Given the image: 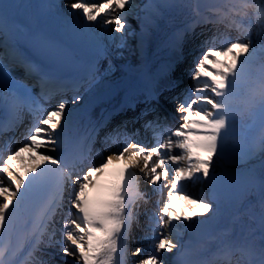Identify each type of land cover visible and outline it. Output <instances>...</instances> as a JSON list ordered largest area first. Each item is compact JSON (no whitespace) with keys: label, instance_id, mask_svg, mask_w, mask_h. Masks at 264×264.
Wrapping results in <instances>:
<instances>
[{"label":"snow or ice","instance_id":"obj_1","mask_svg":"<svg viewBox=\"0 0 264 264\" xmlns=\"http://www.w3.org/2000/svg\"><path fill=\"white\" fill-rule=\"evenodd\" d=\"M11 7L0 2V37L5 46L0 54V106L13 112L26 107L36 115L37 123L27 132L22 145L0 150V240L11 231L21 205L30 198H38L40 209L31 221L29 232L33 240L30 264H56V249L63 256L72 257V264L77 261L79 264H168L166 254L180 244L177 227L197 215L208 213L213 207L212 203L183 192L180 186L200 178L207 180L211 176L214 157L224 153L221 141L234 130L237 97L246 84L249 54L254 55L250 38L253 24L257 26V35L264 37V0H223L221 6L209 9L213 14L211 17L196 21L224 24L225 28L236 29L248 38L229 39L217 31L200 42L201 53L189 69V85L171 97L176 111L181 114L180 122L174 129H168L162 142L158 139L150 147L131 142L109 155L101 154L99 162L90 165H84L83 159L76 155H57L61 151L58 145L64 135L63 126L68 123L65 119L67 102H59L47 111L39 106L33 108L35 101L28 88L10 74L11 62L24 75L35 76L43 88L55 83L50 68L39 60L23 57L18 51L24 42L38 56L48 55L51 44L46 33L41 28L26 31L21 25L10 26L8 10ZM64 7L68 13L66 27L91 31L98 23L109 30L114 40L120 41L118 47L124 46L127 36L134 35L128 23L138 8L134 0H68ZM167 7L173 5L147 6L156 17L161 15V8ZM193 11L199 15L198 6H193ZM144 19L145 28L154 23L150 16L146 15ZM192 31L193 25H186L175 34V43L181 44L185 35ZM220 56H230L231 59L221 60ZM94 79V75L91 76L89 83ZM244 95L245 110L259 112L260 146L264 148V66L258 72L256 87L247 89ZM80 99L76 95L73 102ZM9 127L0 125V131ZM163 127L159 116L145 123V128ZM25 151H35L39 158L32 157L34 164L20 172L13 161ZM201 152H206L207 157L200 155ZM121 159L127 165L121 173L105 177L108 162ZM170 165L174 169L172 172L169 171ZM137 168L149 185L157 186L163 180L170 185L163 206L156 215H148L144 238L154 242V254L144 259H136L143 254L141 247L130 254L128 247L133 224L139 225L137 201L147 203L132 186ZM257 184L259 210L254 212L252 207L245 210L248 223H241L240 227L241 232L246 230V237L240 239L241 234L237 233L236 239L220 242L222 258L219 264H264V174ZM177 195L192 199L202 212L171 215V200ZM58 216L62 217L60 221ZM49 249L53 251L49 252ZM35 251H43L49 258L35 257L32 254ZM0 264L11 262L0 258Z\"/></svg>","mask_w":264,"mask_h":264},{"label":"bare ground","instance_id":"obj_2","mask_svg":"<svg viewBox=\"0 0 264 264\" xmlns=\"http://www.w3.org/2000/svg\"><path fill=\"white\" fill-rule=\"evenodd\" d=\"M52 2V1H51ZM50 0H16L13 4L12 7L8 10V21L9 25H21L24 27L25 25H30L32 29H37L41 28L44 30L46 33L48 40L49 41H54L56 44L63 45L65 41H68L72 46L78 47L79 44H88L92 47V53L89 57V59L94 63L93 66L97 67L99 66L102 70V66L107 64V69L105 73L106 79V84L103 85L102 81L98 86L93 87L85 96L84 98L79 102L80 107L78 111L76 112V119L71 124L72 128V133L70 135L69 139H73V141L70 143V148L73 149L75 152L80 151V150H85V153H89L90 147L92 145V141L88 135L87 137L85 136L88 132V129L90 126H92V130L95 129V126L101 121V117L103 116L102 114L104 113V109L109 108L110 106V100L116 98H119L117 96L121 95L118 94L120 91H117L114 93L112 91L113 87L116 85H121L124 84L127 81V78L130 76V73L132 72L135 61L128 62V59L126 58V52L121 50L123 49L122 47H117L113 48V55H108L105 53V50L107 47L112 46V42L116 41L112 39V34H110L109 30L107 28H99L98 25H94L92 27V30L86 33V38L84 40H80V37L83 33L82 30L76 29V28H69L66 27L65 21L67 18V10L65 16H62L60 14V11L58 8L53 6L51 4ZM68 2V0H61L60 5H65ZM88 2H99V0H88ZM134 2L139 4V7L143 6V11H138L136 12L133 16L129 17L128 22H132L133 20H138V19H144V17H141V12L146 13L148 11L147 16H150L153 21L155 22L157 19L161 18V22L159 25L162 24L164 21V18H162L164 15L167 16H172L175 19L178 20V22H184L187 21L190 18H194L196 15L195 12L193 11V4L194 0H183L179 4H174L172 3L173 1L168 0L167 4L173 5V7H167V8H161L160 12L161 15L159 17H156L152 14V11L150 8H147L149 4H165L164 0H134ZM65 8V7H63ZM66 9V8H65ZM209 11V10H208ZM251 12V10H249ZM57 13V14H56ZM138 13V14H137ZM56 14L55 17L52 15ZM22 15V17H20ZM184 18V19H183ZM153 25V24H152ZM199 23H196V28L199 26ZM224 25V24H223ZM209 25L205 26L202 25L198 29H200L199 32H196L192 37L189 38V42L186 44L188 48V52L186 53V50L183 52V55L180 60L183 61L181 62L182 66L179 69V72L181 71H186L182 70V68L187 65L190 67L193 64V61L196 57L195 52H200L201 53V48L199 47V44L201 41L207 39L208 37L212 36V34H215V32L211 33V27H208ZM222 26V24H215L213 26L219 33L222 30V28H218ZM97 33H96V32ZM132 31V30H130ZM151 29H148V36L149 40L152 41L154 40V34L150 33ZM95 35H99V39H95ZM110 36V40L109 36ZM224 35L227 36L229 39H235L238 37L235 34L234 29H225ZM247 35L243 34L240 39L245 40L247 39ZM253 41V46L255 48L254 50V57L260 61V63H257L254 65L255 71H253L252 75L249 76L246 80L250 84L249 86H245L241 89V93L244 92V89H252L256 87V78L258 75V72L262 66H264V37H258L257 35V26L253 24V27L251 28V37ZM256 40V41H254ZM185 45V47H186ZM218 46L219 43H218ZM114 47V43L113 46ZM121 50V54L116 53V51ZM194 50V51H191ZM191 51V52H190ZM199 53V54H200ZM124 56H123V55ZM131 54V53H130ZM115 56V57H114ZM116 57H119L116 59ZM228 56H225V58ZM174 60H172V63L168 64V69L172 67ZM118 63H122L121 66H118ZM96 68L92 67V71H94ZM14 70L20 71L18 68H14ZM104 71V70H103ZM172 71V68H171ZM98 73V69H97ZM250 73V72H249ZM124 75V77H122ZM171 76L170 70L166 74ZM190 83V79L184 78L181 76H177V74L173 75L172 78L168 81L167 85L169 88L165 91V95L172 96L176 95L178 92H180L182 89L185 88V85ZM182 88V89H181ZM153 86L145 87L144 85H138L136 89V94L135 98L139 97L140 99L143 100V103H139L137 105L136 111L133 112L132 114L129 115H120L118 117H115L111 119L110 123L103 129L102 131L105 134L107 132H110L108 135H112L114 133V130H117L116 127L118 125L122 126L128 119H134L138 122V119L141 120L145 114L148 116H154L159 118L161 120L166 119L167 113L165 112V109L163 108V102L164 98L161 95H158L156 98L154 97V91H152ZM72 92V91H71ZM46 91L43 93L45 94ZM116 93L118 95H116ZM43 97L46 100L47 107L50 108L55 105V101L57 98L60 99V95H57V98L55 94H50L46 93L43 95ZM64 97H66V100L68 101L69 99L72 98L71 93H65ZM56 98V99H55ZM244 99L245 96L242 97H237V102L240 104L238 105H243L244 106ZM117 100V99H116ZM84 101V102H83ZM83 102V105L81 104ZM94 105L91 107L88 111V107L91 105ZM102 108V114L96 115V112ZM152 109H155V111H152ZM11 109H0V119H5L7 114H9ZM47 111V110H45ZM7 112V113H6ZM6 113V114H5ZM5 116H2L4 115ZM250 111L245 110V114L243 117L245 119L249 118ZM239 116L240 114L237 113ZM28 120L24 122H17L16 125L10 126L9 128L0 131V144L6 147V144L8 140L14 141V143H9V147H14L17 144L22 145L23 144V139L20 138L19 133L22 132L24 128H27V130H30L31 128L26 127ZM104 122V121H103ZM178 122V120H177ZM32 124V123H31ZM102 124V123H101ZM35 126V125H34ZM33 126V127H34ZM109 126V127H108ZM134 129H137L136 127ZM130 130V129H129ZM150 131V130H149ZM148 133V132H147ZM2 141L4 143H2ZM261 142V139L258 140ZM99 142V141H98ZM126 143V140L122 139L121 136L118 138L116 142H112L109 140L107 142V149L109 153L111 154V151L117 150L119 148H122ZM128 144V142H127ZM154 141L152 142L153 146ZM251 146V145H250ZM244 152L245 153H252L254 154V158L250 161L255 166L254 170H251L250 172H246L243 169H240V173L242 174L243 180L239 179H222V180H217V188H216V193H215V200L221 199V205H217L218 211L215 214V210L217 206L212 207V211H209L206 215H197L192 218L189 222L194 223L196 220H200L202 222L201 225H199V229H205L207 234L211 232L213 229H218L220 234H227L229 236L231 229L229 228V225L231 223H237L238 221H241L243 224L248 223V216L245 213V211H242V209H247L248 207H252L254 212H258L256 208V196L260 197L259 189H258V184L257 181L260 178L262 174H264V148L260 146L257 150H252L251 148H247L246 145H244ZM26 152V151H25ZM25 152L21 153L19 157L16 158L15 161H13V164L15 168L19 169L20 172H23L24 170L29 168V165L32 161V157H34L31 154H25ZM94 154V153H93ZM98 155L96 156V158ZM96 158H93L94 161L96 162ZM24 159V160H23ZM92 155L89 160L85 159V163H93ZM122 160V159H121ZM119 160V161H121ZM249 163V162H248ZM32 166V165H31ZM142 166V165H141ZM240 165L236 167L238 170ZM139 170V169H138ZM173 166H169V171L172 172ZM252 174H255L259 177H254ZM144 175V174H142ZM143 187H141V190L143 188L148 187V192H151L153 194L154 199L156 202H164V199L167 198L168 195V190H169V182L167 180H163L159 185L157 186H147L148 182L143 176ZM242 183L246 184L245 187H242ZM236 189L238 192L236 194L232 193L231 190ZM235 191V190H234ZM248 192H252L251 195L248 194ZM195 194V192H191ZM241 193H246L245 198L241 197ZM226 196H230V199H227ZM198 198H202L205 202H211L210 198H208L205 195H199ZM29 200L26 201L24 204L21 205L19 211L17 212L14 220H13V226L10 232L5 233V238L4 240H0V253H3L0 258L5 259L6 261H10L11 264H30L26 262L28 259L27 256H24L27 252H30L32 250V244L33 240L29 237L28 233L31 229V221L34 216L31 215V213L26 212V206L28 204ZM149 204L150 202L147 201ZM145 203V204H147ZM245 203V204H244ZM152 205V204H151ZM150 205V206H151ZM183 205V211L182 215L190 214L192 212L196 213H201L202 209H200L199 205L196 203H188L185 200L182 201ZM239 207L238 210L235 208ZM213 208L215 210L213 211ZM144 209L140 210V213H144ZM159 208L156 206L154 203L153 206H151V211L147 212V218L145 219V224H147L148 220V215H156L158 212ZM233 213L235 214V220L231 221L229 217L227 218L225 214L227 213ZM211 213L215 214V217L213 219H208ZM144 213L143 215H145ZM199 216V217H198ZM29 224L27 227H25L26 224ZM241 226V224H240ZM240 226H235L231 232L234 231V233H240V238L241 237H246V230L244 232H241V227ZM59 228V227H58ZM132 227V231H133ZM147 231V229H142V232L139 233L138 237L136 238V244H141L142 242H146L148 239L144 238V234ZM59 234V232L57 233ZM141 234V235H140ZM60 237V235H58ZM234 237V235H233ZM235 238V237H234ZM59 239V238H57ZM215 243H218V239L215 238ZM20 242V244H19ZM154 243V242H153ZM143 249V254L139 257H136V259H144L148 255L154 254V244L152 246L149 245H140ZM11 250V251H9ZM8 251L10 253L8 256L5 255V253ZM135 251V248H134ZM13 253H15L13 255ZM33 256L37 254L41 255H47L44 254V252L40 251H35L32 253ZM145 255V256H144ZM48 256V255H47ZM144 256V257H143ZM32 258V257H31Z\"/></svg>","mask_w":264,"mask_h":264},{"label":"rangeland","instance_id":"obj_3","mask_svg":"<svg viewBox=\"0 0 264 264\" xmlns=\"http://www.w3.org/2000/svg\"><path fill=\"white\" fill-rule=\"evenodd\" d=\"M98 27L103 28V27L100 26V24H98ZM110 34H111V33H110ZM109 37H110V36H109ZM118 41H119V40H118ZM113 43H114V42H112V46H113ZM118 45H119V42L116 41V42L114 43V47H118ZM112 46L107 48V52H108V54H111L110 51H111L112 48H113ZM116 53L121 54V50H120V51H119V50L116 51ZM111 55H112V54H111ZM114 57H115V56H114ZM255 64H256V60L254 59V57H250V60H249V67H251V66H253V65H255ZM105 68H106V67H105ZM253 70H254L253 68H252V69L250 68V71H251V72H252ZM148 243H150V242H148Z\"/></svg>","mask_w":264,"mask_h":264}]
</instances>
